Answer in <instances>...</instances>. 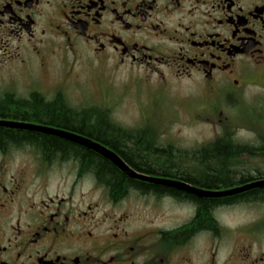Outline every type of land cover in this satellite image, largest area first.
Returning a JSON list of instances; mask_svg holds the SVG:
<instances>
[{"label": "flooded vegetation", "instance_id": "af4514ba", "mask_svg": "<svg viewBox=\"0 0 264 264\" xmlns=\"http://www.w3.org/2000/svg\"><path fill=\"white\" fill-rule=\"evenodd\" d=\"M0 50L5 60L27 68L35 63L49 68L55 61L64 79L76 77L80 63L94 81L107 86L129 68L128 79L158 102L171 91V83L199 79L210 99L205 112L212 114L219 110L218 99L245 94L252 85L264 90V0H0ZM190 107L196 110L195 103ZM138 129L149 125L132 131ZM87 137L129 165L117 150ZM260 140L255 154L264 153V134ZM125 145L132 147L130 141ZM24 146L37 153L32 164L38 169L30 177L19 179L24 170L19 168L7 178V158L0 162V264H264V252L252 255L249 246L230 239L223 224L227 208L240 203L214 205L210 224H200V205L185 191L129 187L115 197L81 159L46 157L34 144L10 145L0 152ZM64 166L72 181L66 175L54 190L37 183L42 167ZM89 174L91 188L104 190L97 201L78 193ZM133 193L147 204L168 203L187 216L161 224L136 219L135 213L120 209Z\"/></svg>", "mask_w": 264, "mask_h": 264}, {"label": "rangeland", "instance_id": "374dc122", "mask_svg": "<svg viewBox=\"0 0 264 264\" xmlns=\"http://www.w3.org/2000/svg\"><path fill=\"white\" fill-rule=\"evenodd\" d=\"M85 56L86 53L83 54V58ZM4 57L0 50V96L10 93L25 98L39 91L48 100L62 97L68 106L77 111L104 109L109 119L122 128L133 130L147 124L149 129L155 132L160 144L164 146L170 144L182 150L201 147L233 129L232 135L238 143L260 145L262 142L260 137L264 134V90L255 85H252L245 94H234L228 99L216 100L219 110L210 114L211 111L205 112L210 99L206 97L199 79H196V82L171 83V91H168L163 101L158 102L148 89L128 79L131 73L129 68L119 71L113 84L107 86L94 81L86 74L80 63L75 66L76 72L73 75L76 77L64 79V69L55 61L50 63L53 65L49 68L39 63L27 68L11 60H5ZM194 103L196 110L190 107ZM223 108H226L227 112L220 114V109ZM259 154L264 155L246 154L240 161H244L252 169L258 168L259 162L264 163V158ZM35 155H37L35 149L25 146L12 148L8 154L0 152V162L2 157L8 161L5 165L9 170L7 178L13 172L16 173V170L20 171L19 168L24 169L19 179L22 176L30 177L38 169L35 163L32 164L35 162L33 158ZM42 170L44 174L40 181L35 182L39 181L38 184L42 182L52 190L58 186L62 187L66 175L69 181L73 180L70 170L65 166L52 170L42 167ZM90 176L91 174L88 175L87 183L80 184L78 193L80 191L87 193L88 201H97L103 196L104 190L91 188ZM22 187L24 188V185ZM130 198L122 203L120 209L135 213L136 219H149L155 224H161L162 221L171 222L187 216L186 211L172 207L168 203L154 200L147 204L135 193ZM156 204L158 205L155 206ZM222 221L229 227L230 239L232 238L234 242L249 246L252 255L264 252L263 202H242L230 209L227 208ZM257 232L258 234H255ZM249 234L255 235L251 237Z\"/></svg>", "mask_w": 264, "mask_h": 264}, {"label": "trees", "instance_id": "16d2710c", "mask_svg": "<svg viewBox=\"0 0 264 264\" xmlns=\"http://www.w3.org/2000/svg\"><path fill=\"white\" fill-rule=\"evenodd\" d=\"M83 112V113H81ZM0 119L44 123L68 128L109 145L117 150L137 171L146 174L167 175L206 189H229L253 180L264 179V163L252 169L244 161L246 154L257 151L256 145L241 144L234 140L233 130L226 131L216 140L192 150H182L173 145L159 143L150 129L127 130L113 123L104 109L77 111L67 105L62 97L54 101L40 93L17 97L6 93L0 96ZM131 142L132 147L125 144ZM32 145L46 157H71L81 159L87 169L112 190V195L122 197L129 187L144 191L176 193V188L140 182L126 176L113 163L83 146L59 137L0 126V150L10 145ZM134 146V148H133ZM252 163V162H250ZM199 204L197 221L209 225L211 209L219 203L264 202V187L229 197L201 198L183 194Z\"/></svg>", "mask_w": 264, "mask_h": 264}, {"label": "water", "instance_id": "95a60500", "mask_svg": "<svg viewBox=\"0 0 264 264\" xmlns=\"http://www.w3.org/2000/svg\"><path fill=\"white\" fill-rule=\"evenodd\" d=\"M1 127H8L14 129L21 130H29L35 132H41L49 135H54L66 140L73 141L81 146H84L90 150H94L102 157L106 158L110 162H112L116 167H118L123 173L128 175L129 177L141 181H146L153 184L163 185L167 187L176 188L178 190L185 191L187 193L196 195L201 198H222L232 195H237L243 193L247 190H251L254 188H262L264 187V179L256 182H249L243 185L236 186L234 188H229L226 190H212V189H204L200 187L192 186L183 181L172 180L168 178H159L148 176L143 173L137 172L132 169L116 152L112 149L106 147L105 145L78 133L65 130L62 128H57L54 126H47L42 124L21 122L16 120H5L0 119Z\"/></svg>", "mask_w": 264, "mask_h": 264}, {"label": "bare ground", "instance_id": "6f19581e", "mask_svg": "<svg viewBox=\"0 0 264 264\" xmlns=\"http://www.w3.org/2000/svg\"><path fill=\"white\" fill-rule=\"evenodd\" d=\"M260 180H263V179L253 180V182L260 181ZM251 182H252V181H251ZM234 187H236V186H234ZM234 187H231V188H234ZM254 189H256V188H254ZM223 190H226V189H223ZM251 190H252V189H251Z\"/></svg>", "mask_w": 264, "mask_h": 264}]
</instances>
